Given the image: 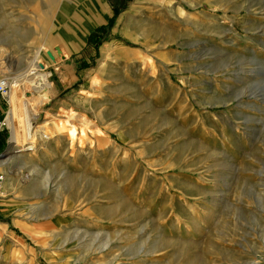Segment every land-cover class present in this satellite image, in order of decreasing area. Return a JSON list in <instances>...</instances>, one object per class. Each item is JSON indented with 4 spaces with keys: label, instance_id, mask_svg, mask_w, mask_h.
Returning a JSON list of instances; mask_svg holds the SVG:
<instances>
[{
    "label": "rangeland",
    "instance_id": "1",
    "mask_svg": "<svg viewBox=\"0 0 264 264\" xmlns=\"http://www.w3.org/2000/svg\"><path fill=\"white\" fill-rule=\"evenodd\" d=\"M135 2L0 0V264H264V0Z\"/></svg>",
    "mask_w": 264,
    "mask_h": 264
},
{
    "label": "crops",
    "instance_id": "2",
    "mask_svg": "<svg viewBox=\"0 0 264 264\" xmlns=\"http://www.w3.org/2000/svg\"><path fill=\"white\" fill-rule=\"evenodd\" d=\"M191 3H192V0H136V2L134 4L132 3L131 5H129L127 7V10L129 12H126L125 14L129 15V17H136L137 22H139L138 19L142 14H150V13L157 14V16H155L154 18L151 19V22L153 24H155L154 28L156 27L159 30L160 37H163L164 32L161 33V31L166 30V27H164L165 26L164 20H166V19L161 17L160 15L166 14L168 16H171L169 19L172 20L174 23H180V24H178L179 26H183L181 24L191 23L192 19L190 17V13L187 10V9H190ZM148 19H149V17H144V18H141L140 20L143 22L144 25H146V24H148L147 23ZM216 25H218V24H216ZM181 29H182V27L179 29L178 32H180ZM176 34H177V27H176ZM177 37H180V36H177ZM167 43H169V42H167ZM167 43L166 42L163 43L162 40L158 41L159 46H164ZM52 58H53V56H52ZM55 58H56L55 61L60 60V52L58 53L57 57H55ZM48 60H49V58H48ZM55 61H48V62H55ZM34 78H36V76L33 77V79ZM33 81L36 84V86L38 87V89L41 86L43 88V85L40 83V81L37 78ZM8 85H10V83H8ZM28 114H29L28 107H27V105H25V107L22 110V115H23L24 121L29 116ZM7 124H8V126H11V127H17L16 114L14 112L12 115H10ZM12 131L13 130L11 129V132ZM40 136H41V138H47V135H45L41 130H40ZM49 253H51V252H49ZM49 253L47 250H43L40 252V255H43L46 258H51V261L48 262L49 264H75L76 263V262H72V263L67 262L66 263L65 261H60L58 251L55 252L56 254H52V255H50ZM107 263L108 262H103V261H101V262L100 261H94V262L91 261V262H88L86 264H107Z\"/></svg>",
    "mask_w": 264,
    "mask_h": 264
},
{
    "label": "bare ground",
    "instance_id": "3",
    "mask_svg": "<svg viewBox=\"0 0 264 264\" xmlns=\"http://www.w3.org/2000/svg\"><path fill=\"white\" fill-rule=\"evenodd\" d=\"M46 64V63H45ZM44 63L43 64H41V65H33V66H31L30 67V69L28 70L29 72H31V71H33V70H36V69H39L40 67H43L44 65H45ZM31 70V71H30ZM27 71V72H28ZM26 72V74L25 75H27L28 73ZM6 80H8V82H10L11 80L10 79H6ZM5 79H3V78H0V83L2 84V86H3V88H4V92H2V95L3 94H7V92H8V90H9V85H8V83H7V81H6ZM12 140L13 139H15V136H14V132L12 131ZM1 172V171H0ZM1 176H2V179H1V181H0V193H3L4 191H3V174H2V172H1ZM2 187V188H1Z\"/></svg>",
    "mask_w": 264,
    "mask_h": 264
},
{
    "label": "built area",
    "instance_id": "4",
    "mask_svg": "<svg viewBox=\"0 0 264 264\" xmlns=\"http://www.w3.org/2000/svg\"><path fill=\"white\" fill-rule=\"evenodd\" d=\"M4 90L2 84L0 83V93H2V91ZM4 126V122L2 121V119H0V131L3 129ZM2 179V176H1V172H0V181Z\"/></svg>",
    "mask_w": 264,
    "mask_h": 264
},
{
    "label": "trees",
    "instance_id": "5",
    "mask_svg": "<svg viewBox=\"0 0 264 264\" xmlns=\"http://www.w3.org/2000/svg\"><path fill=\"white\" fill-rule=\"evenodd\" d=\"M117 10L116 9H113V14H112V16H115L116 14H117Z\"/></svg>",
    "mask_w": 264,
    "mask_h": 264
}]
</instances>
